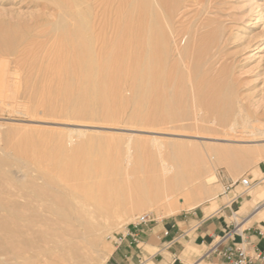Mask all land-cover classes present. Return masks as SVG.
Returning a JSON list of instances; mask_svg holds the SVG:
<instances>
[{"label": "rangeland", "instance_id": "1", "mask_svg": "<svg viewBox=\"0 0 264 264\" xmlns=\"http://www.w3.org/2000/svg\"><path fill=\"white\" fill-rule=\"evenodd\" d=\"M177 2L172 3L174 7L178 6L172 7V13H169L171 17L174 13L175 18L170 17L166 21L160 19L155 24L156 28L160 30L161 26V31L165 29L166 32L160 31L162 46L167 54L169 71L166 70L176 73L171 76L173 82L163 88L164 92L162 90L163 95L168 93L164 95L166 104L163 106L165 117L170 118H163V109L158 106L161 119L158 118L160 121L157 122L150 119L153 96H150L152 88L148 77L149 52L145 48L148 37L146 40L144 36H136L132 39L134 43L127 40L134 44V48L137 45L134 53L143 48L140 51L142 54L136 53L137 57L141 56L137 58L134 55L135 64L130 62L134 59L133 52L131 56L128 52L124 56L122 67L127 63L125 67L129 69L130 65L133 66L134 72L131 68H124L128 72L122 68V75L121 70L117 69L114 75L116 80L107 81V84L99 81V62L96 60L99 51L97 53V48L91 46L94 43L92 39L86 41L88 45H82V41L75 38L73 46H63L64 50L59 41L51 40L44 46L46 40L38 38V42L33 37V41L31 38L19 40L20 45L17 43L18 48L14 52H7L0 43V50L6 51V55L0 51V264H97L101 253L110 251L112 255L115 250L110 237L123 231L142 215L150 214L159 222L181 220L183 214L191 211L204 208L209 210L207 215H211L216 209L212 207L213 204L230 203L231 210L239 220L236 221L235 214L232 216L230 208H226L230 222L241 227L244 220L254 216L258 208L264 207V196L252 201L250 195L259 186L264 187V0ZM51 6L53 10L45 7L43 0H0V26L2 29L19 31L40 16L38 21H48L47 26L56 27L62 16L54 4ZM29 18L34 21L30 22ZM170 19L173 20L170 22ZM138 39V43H142H135ZM108 40L111 41L110 38ZM28 41L36 43L34 50L30 49L33 44ZM40 41H43L42 45ZM37 43L41 50L48 48L39 49L41 52L36 49V53L35 48L39 47ZM23 44L25 49L30 50H24ZM76 48L86 49L84 53L95 58L93 61L97 65L91 64L94 75L86 69L89 64H82L83 50ZM110 50L115 54L119 49ZM109 51L107 49L106 54L108 52L110 55ZM39 56L43 59L40 60ZM70 56L74 60L71 61ZM127 56L133 57L128 60ZM36 58L40 60L38 63L34 62ZM64 58L70 60L65 61ZM136 60L140 62L136 64ZM62 61L64 63L61 65ZM76 61L80 67H84L83 70ZM70 65L73 74L75 72L78 76L71 74ZM134 66L140 69V73ZM143 66H148L147 76ZM47 67L51 69H46L49 75L43 71ZM64 69H71V73ZM130 71L135 73V77ZM117 73L120 74L117 76ZM141 76L148 79L141 80ZM45 79H48L47 82ZM147 84L149 87H146ZM160 90L157 92L160 93ZM213 107L216 111H213ZM240 107L251 118L253 126L259 127L257 129L263 127L254 137L257 140L254 143L246 142L252 138L250 132L245 133V137H239V134L228 136L225 130L211 123L225 114L226 118L233 117ZM175 108L177 113L179 109L184 110H181L182 114L179 113L180 119L174 112ZM160 144L166 147V151L169 148L167 157L173 147H182L183 151L187 148L185 153L188 156L186 161L183 159L186 163L184 182H181L185 187L173 183L171 175L169 179L165 177L167 186H164V178L158 172L159 156L155 152V147H160ZM127 147H132L135 154L133 163L129 165L124 158ZM206 156L214 157L211 161L215 163L213 174L217 180L212 187L217 199L190 210L185 206L186 195L198 186V181L190 182L197 176L198 169L207 163ZM257 170L261 173L257 174ZM243 178L252 179L253 186L242 199L231 202L234 192L225 190L226 182ZM164 192L173 197L172 213L164 207ZM247 201L252 202V208L245 211L242 207ZM101 221H106L109 228L103 232L99 244L89 245L87 235ZM245 223L241 229L243 232L249 228L264 229L261 223ZM73 225L84 232H78ZM84 246L88 249L84 250Z\"/></svg>", "mask_w": 264, "mask_h": 264}, {"label": "bare ground", "instance_id": "2", "mask_svg": "<svg viewBox=\"0 0 264 264\" xmlns=\"http://www.w3.org/2000/svg\"><path fill=\"white\" fill-rule=\"evenodd\" d=\"M34 2V0H31ZM45 2V7L47 8H50L52 9V6L51 5H55L57 8H58V11L59 13L61 14V19L59 21V23L57 24L56 27H52V26H47V24H49L50 22L48 21H38V18L40 17H37V21L35 20V22L31 23V24H28L26 25L24 28H22L21 30H16V29H2L1 26H0V40H1V45L3 46L4 50L6 49L7 52H10V51H13L15 50V48L17 47L18 48V44L19 43L18 41L21 40V41H24V40H28L30 39L31 37L33 38H37L36 40H38V38L40 40H46V41H42L44 43V46H45V43L48 44V41H51V40H56V41H59L61 46H62V49L64 50V47L63 46H69V45H72L73 46V40L75 38L77 39H80L82 42L81 44L82 45H88L87 44V40L91 41L90 39H92V41H94V43L91 44V42L89 44H91L92 47L94 48H97V53L99 51V56H97L98 58H96V60H98L99 64H98V70L100 72V80H102V83L103 82H107V81H115V77L114 75H116V70L118 69L119 71L123 68L122 65H123V62H124V56L125 54L128 52V54L131 56V53L136 50H134L135 48H138L137 45L136 47L134 48V44H132L131 42H133V38L136 37V36H144L143 38L148 39V42L145 41L143 43H146L145 45V48L148 50V54H149V60L147 59L148 62H150V66H149V82L151 84V93H150V96L152 95L153 96V100L151 101L152 102V109L150 110V119H151V122H157V120H159L158 118H160L158 115H159V112H158V106H161V108L163 109V112H162V109L161 110V114L164 115L163 118H170V117H165V111H164V107L163 106L165 103V99H164V95L167 93L165 92V94L163 95L162 93V90L164 87L167 86V84H169L171 81H172V77L171 76H175V72L171 71L170 72H167L166 69H168V65H167V59H166V55H165V52H166V49L163 48L162 46V34L161 32L163 31V33H166L164 32V30L161 31L162 27H160V30L158 28H156L157 26H155L156 22H158L160 19H167V18H170L171 17V8L174 9L175 7H177L178 5H176L175 7L172 5V3L174 1L177 2V0H43ZM173 1V2H172ZM59 4L57 5L56 4ZM172 2V3H171ZM31 3V2H30ZM42 5V4H41ZM46 9V8H44ZM53 10V9H52ZM171 10V11H170ZM177 9H175L174 11H176ZM57 11V12H58ZM179 11V9L177 10ZM171 12V13H170ZM44 13V12H43ZM170 13V14H169ZM174 14V13H173ZM172 14V17H174V15ZM176 14V13H175ZM179 14V12H178ZM43 15V14H42ZM41 15V16H42ZM53 15V14H52ZM51 15V17H52ZM169 16V17H168ZM34 17V16H33ZM44 18V17H43ZM175 18V17H174ZM173 18V19H174ZM35 19V18H33ZM172 19V20H173ZM30 22L31 21H34V20H31L29 18ZM170 19V22L172 21ZM22 21V20H21ZM27 21H28V18H27ZM161 21V20H160ZM166 21V20H165ZM165 21L163 23H165ZM169 21V20H168ZM19 22V21H18ZM23 22V21H22ZM162 23V26L164 27V24ZM161 24V22H159V25ZM166 24V23H165ZM6 25V24H5ZM4 25V26H5ZM166 26V25H165ZM168 26V25H167ZM161 31V32H160ZM164 35V34H163ZM166 36V34H165ZM31 38V40L33 39ZM42 38H45V39H42ZM106 38H110L111 41H109L108 39ZM138 38H141V37H138ZM34 39V40H35ZM143 39V40H144ZM146 39V40H147ZM164 36H163V41L165 42L164 40ZM107 40L109 43H107ZM129 40H131V42H128ZM33 41V40H32ZM79 41V40H78ZM135 41V40H134ZM139 39L135 41V43H138ZM29 42V41H28ZM39 42V40H38ZM40 41V45H42V43ZM76 42V41H75ZM163 42V43H164ZM31 43V42H29ZM52 43V42H51ZM55 43V42H54ZM134 43V42H133ZM139 43H142V42H139ZM138 43V44H139ZM33 44V46L30 47V49H33L34 50V42L31 43V45ZM38 44V43H37ZM58 44V43H57ZM20 45V43H19ZM26 46L28 44H25ZM50 45V44H49ZM55 45V44H54ZM164 45V44H163ZM24 46V44H23ZM36 46H39L36 45ZM43 46V47H44ZM47 46V45H46ZM51 46V45H50ZM59 46V45H58ZM71 46V47H72ZM29 47V46H27ZM40 47V46H39ZM35 48V51L36 49H40L41 50V47L40 48ZM42 47V48H43ZM52 47V46H51ZM66 47V49L68 50V48ZM80 47V46H79ZM82 47V46H81ZM26 47L24 46V50L28 51L30 49H25ZM48 47H45L44 49H46ZM55 48V47H54ZM85 48V47H84ZM87 48V47H86ZM113 48H118L119 50L117 51V53L115 54H112V51L110 49H113ZM20 49V48H19ZM42 49V50H44ZM60 49V48H59ZM65 49V50H66ZM77 49V48H76ZM90 49V48H89ZM109 51L110 55L106 54V51ZM143 48L141 47V50ZM2 50V48H1ZM0 50V51H1ZM37 50V51H38ZM39 50V51H40ZM41 50V51H42ZM50 50V49H48ZM47 50V52H48ZM70 50V49H69ZM78 51L80 50H83V49H77ZM86 50V49H85ZM85 50H83V53L82 54H85L83 55V58H82V64L84 66V63L85 64H89V68H86L92 72L93 75H94V71H93V66H91V64L95 63L93 60L95 58H93V56L89 55L88 53H84ZM117 50V49H116ZM122 50V51H121ZM140 50V51H141ZM146 50V51H147ZM168 53H169V49H167ZM6 51H1L2 53L4 52V55ZM21 51V50H20ZM34 51V53H35ZM36 51V53H37ZM40 51V52H41ZM92 52V50H90ZM95 52V50H93ZM139 51V52H140ZM144 51V50H143ZM14 52V51H13ZM18 52V51H17ZM32 52V50H31ZM39 52V53H40ZM52 55L54 53V51L52 50ZM58 52V50H57ZM65 52V51H64ZM63 52V54H64ZM122 52V53H121ZM139 52H135L134 54H132L133 56L137 55L136 53H139ZM38 53V54H39ZM44 53V52H42ZM41 53V55H42ZM45 53H46V50H45ZM60 53V52H59ZM68 53V52H67ZM81 53V52H80ZM114 53V52H113ZM121 53V54H120ZM142 54V52H140ZM146 53V52H145ZM144 53V54H145ZM8 54V53H7ZM10 54V53H9ZM8 54V55H9ZM17 54V53H16ZM27 54H29L27 52ZM48 54V53H47ZM47 54L45 56H47ZM55 54V53H54ZM96 54V53H94ZM112 54V55H111ZM18 56L20 55V52L19 54H17ZM16 55V56H17ZM30 55V54H29ZM35 55V54H34ZM58 55V54H57ZM56 55V56H57ZM70 55V53H69ZM73 56V54H71ZM81 55V54H80ZM78 55V56H80ZM139 55V54H138ZM13 56V54H12ZM22 56V54H21ZM21 56L19 58H21ZM44 56V54H43ZM49 56V55H48ZM47 56V57H48ZM54 56L53 55V59H54ZM62 56V55H61ZM68 56V55H67ZM71 57V61L74 60L73 57ZM132 56V57H133ZM133 57L134 61H130V62H133L135 64V59L136 57ZM141 56V55H139ZM138 56V57H139ZM144 56V55H143ZM142 56V57H143ZM170 56V55H169ZM168 56V57H169ZM36 57V56H34ZM51 57V56H50ZM49 57V59H50ZM59 57V56H58ZM63 57V56H62ZM66 57V56H65ZM128 57V60H131L130 58L132 57ZM137 57V58H138ZM141 57V58H142ZM7 58V57H6ZM17 58V57H16ZM15 58V59H16ZM27 58L28 55H27ZM32 58H33V55H32ZM40 59V56L38 57ZM36 58V63H38L41 59H43V57L41 56V59L38 61ZM57 58V57H56ZM68 58V57H67ZM65 59L66 60H70V59ZM74 58H75V55H74ZM139 58V60L141 59ZM145 58V57H144ZM23 58H21L22 60ZM35 59V58H34ZM45 59V58H44ZM6 60V59H5ZM19 60V61H21ZM32 60V59H30ZM51 60V59H50ZM57 60V59H56ZM61 60V59H60ZM126 62L128 61L127 58H125ZM143 60V58H142ZM141 60V62H142ZM23 61V60H22ZM28 61V60H26ZM38 61V62H37ZM45 61V60H44ZM47 61V60H46ZM45 61V62H46ZM49 61V60H48ZM53 61V60H52ZM79 62V60H77ZM76 61V62H77ZM80 61H81V58H80ZM31 62V61H30ZM34 62H32L31 64H35ZM69 62V61H67ZM66 64H71V62L67 63ZM75 62V61H74ZM73 62V63H74ZM77 62V64H78ZM137 60H136V64H137ZM140 62V61H139ZM138 62V63H139ZM144 62V61H143ZM147 62V63H148ZM27 63V62H26ZM42 63V61H41ZM44 63V62H43ZM48 63V62H46ZM45 63V64H46ZM52 65L54 62H51ZM61 65L62 63H64L63 61L60 62ZM129 63V61H128ZM133 63H131L133 65ZM30 64V63H28ZM30 64V65H31ZM55 64V63H54ZM57 64V63H56ZM77 64L74 63V66H77ZM79 64L81 65V62H79ZM78 64V65H79ZM96 64V63H95ZM127 63H124V68L128 69V67H125ZM130 64V63H129ZM171 64V63H170ZM44 65V64H43ZM60 65V64H59ZM60 65V67H61ZM64 65V64H63ZM79 65V67H80ZM97 65V64H96ZM140 65V64H138ZM136 65V66H138ZM148 65V64H146ZM176 65V64H174ZM173 65V67H174ZM36 66H38L36 64ZM35 66V67H36ZM39 66H41V64L39 63ZM45 66H48V65H45ZM44 66V67H45ZM72 68V71L71 69H67L69 70L68 72H70L71 74H73V67L72 65H70ZM128 66V65H127ZM131 66V65H130ZM129 66V69L132 70V67ZM171 66V65H170ZM32 67V65H31ZM43 67V66H42ZM57 67H58V64H57ZM67 66H65L66 68ZM78 67V68H79ZM82 67V66H81ZM80 67V68H81ZM88 67V66H87ZM148 66H146V68L143 66V68H145V71H144V74L147 73L148 70L147 69ZM19 68V67H18ZM30 68V66H29ZM40 69V67H38ZM56 68V67H55ZM64 68V67H63ZM69 68V65L68 67ZM79 68V69H80ZM84 67H82V70H83ZM123 68V70H124ZM134 68H136L134 66ZM139 68V66H138ZM136 68V69H138ZM176 68V67H174ZM33 69V68H32ZM31 69V70H32ZM46 69H49L51 70L50 68H45L43 69V71H46ZM62 69V67H61ZM61 69H59L61 71ZM75 69H77L75 67ZM74 69V71H75ZM126 69L124 71H126ZM128 69V70H129ZM136 69L135 70V73H140V69L137 70L136 72ZM35 71V68L33 69ZM32 70V71H33ZM38 70V69H37ZM36 70V71H37ZM42 71V68L40 69ZM38 70V71H40ZM67 70L64 69V71L67 72ZM128 70L126 72H128ZM17 71V70H15ZM28 71V70H27ZM77 71V70H76ZM79 71V70H78ZM97 71V69H96ZM118 71V72H119ZM133 71V70H132ZM169 71V69H168ZM175 71V70H174ZM21 72V71H19ZM48 73V70L46 71ZM45 72V73H46ZM56 72H58L56 70ZM63 73V71H61ZM81 72V70L79 71ZM85 72V71H84ZM134 72V71H133ZM178 72V71H177ZM28 73V72H26ZM41 73V72H40ZM123 73V71L121 70V74ZM132 72L130 71V74ZM134 73V74H135ZM170 73V74H169ZM174 73V75H173ZM23 74V73H22ZM53 74V73H52ZM55 74V73H54ZM71 74L69 76H71ZM74 74L77 75V73L74 72ZM73 74V76H74ZM81 74V73H80ZM97 74V73H96ZM95 74V75H96ZM118 74L120 73H117V76ZM124 74V73H123ZM122 74V75H123ZM133 74V73H132ZM133 74V75H134ZM172 74V75H171ZM20 75V74H19ZM36 75V74H35ZM34 75V76H35ZM38 75V74H37ZM44 75V74H43ZM47 75V74H46ZM49 75V73H48ZM58 75V74H57ZM120 75V76H122ZM137 76H139V74H136ZM142 75V74H141ZM146 75V74H145ZM191 75V74H190ZM18 76V75H17ZM33 76V77H34ZM40 76V74H39ZM67 76V75H66ZM78 76V75H77ZM81 76V75H80ZM79 76V77H80ZM84 76V74H83ZM82 76V77H83ZM131 76V75H130ZM144 76V75H143ZM147 76V75H146ZM140 77L141 80L142 78H144L146 80V77ZM87 77V75H86ZM95 77V76H94ZM135 77V75H134ZM181 77H182V74H181ZM24 78L26 79V77L24 76ZM29 78V77H28ZM35 78V77H34ZM34 78L32 80H34ZM39 78V77H38ZM48 78V76H47ZM72 78V77H71ZM91 78V77H90ZM89 78V80H90ZM127 78V77H126ZM138 78V77H137ZM174 78V77H173ZM190 78V77H189ZM51 79V77H50ZM65 79V78H64ZM69 79V78H68ZM80 80V78H77ZM86 79V78H84ZM88 79V78H87ZM93 79V78H92ZM91 79V80H92ZM97 79V78H96ZM115 79V80H114ZM148 79V78H147ZM181 79V78H180ZM179 79V80H180ZM17 80V79H16ZM40 80V79H39ZM46 80V79H45ZM48 80V79H47ZM46 80V82H47ZM94 80V79H93ZM85 81V80H83ZM112 81V82H113ZM91 84V81H88L87 83ZM173 82V81H172ZM96 83V82H95ZM101 83V82H100ZM101 83V84H102ZM109 83V82H107ZM106 83V84H107ZM144 83H147L146 81H144ZM181 83V81H180ZM100 84V85H101ZM149 84V83H148ZM147 84L146 87H149ZM175 85V83H174ZM177 85V84H176ZM170 86V85H168ZM172 86V84H171ZM161 89V90H160ZM161 91L160 93L157 92V91ZM167 90H169V88L167 87ZM166 91V89H165ZM149 92V91H148ZM164 92V90H163ZM168 94V93H167ZM177 94V93H176ZM175 95V94H174ZM226 95V94H225ZM166 96V95H165ZM169 97V96H168ZM167 97V98H168ZM179 97V96H178ZM174 98V97H173ZM180 98V97H179ZM220 98V97H219ZM228 98V97H227ZM150 100V99H149ZM169 100V99H167ZM215 100V99H214ZM226 100V99H225ZM171 101V100H170ZM180 101V100H179ZM222 101V100H221ZM151 102L149 101V103L151 104ZM169 102V101H168ZM172 102V101H171ZM151 107V105H150ZM175 107V106H174ZM215 107V106H214ZM212 108L213 111L215 108ZM166 109V108H165ZM174 109V108H173ZM176 109V108H175ZM170 110V109H169ZM172 110V108H171ZM183 110V109H181ZM181 110L179 109L178 111H180L179 113H181ZM184 111V110H183ZM216 111V109H215ZM220 111V109H219ZM172 112V111H170ZM174 112H176L175 114L177 115V117L179 116V113H177V109L176 111L174 110ZM187 112V111H186ZM171 114V113H170ZM174 114V113H173ZM182 114V113H181ZM183 114H185L184 116H186V113L184 112ZM168 115V114H167ZM175 115V116H176ZM226 115V114H225ZM225 115H223L220 119H218L216 117L215 120H212L211 123L214 124L215 126L225 130L226 134L228 136L232 135V134H239V137H245V133H248L250 132L251 133V139L247 141L246 140H238V142H256V138H254L258 133L261 132V128L263 127H260V129H257L259 127H255L252 125L253 121L251 120V118L245 114L244 110L240 107L239 108V112L238 113H235V115L231 118L229 117H225ZM170 116V115H168ZM174 116V115H173ZM179 118V117H178ZM161 119V118H160ZM180 119V118H179ZM167 120V119H166ZM160 121V120H159ZM204 122V121H203ZM260 122V121H259ZM262 123V121L260 122ZM264 126V125H263ZM227 132H231V133H227ZM249 135V134H247ZM247 138V137H246ZM244 139V138H243ZM228 141V140H227ZM229 141H233V140H229ZM156 142V141H155ZM156 148V151L158 153V158H159V161H158V164H159V173L161 174V177L164 178V186H167V179H165V177H168V179L170 178V175L172 176V182L175 183V184H180V187L184 186L185 185L183 183H181L183 181V174H184V171L186 169V167L184 168V165L186 164L185 162H183V159L184 161H186V155L187 153H185V151H188L185 149V151H183V148L182 147H173L172 149H170L169 153H171L169 155V157L166 156V153L168 151L169 148H167V151H166V147H164L163 144H160V147H155ZM137 149V147H136ZM154 149V148H153ZM192 149V148H191ZM155 150V149H154ZM190 152V151H189ZM191 152H194V151H191ZM196 152V151H195ZM125 153V152H124ZM191 154V153H190ZM120 155V154H118ZM138 156V154H136ZM140 157V156H139ZM138 157V158H139ZM191 157V155H190ZM194 156H192L191 158H193ZM207 157V156H206ZM124 158L126 159V163L129 165V164H132L133 163V160L135 159V154L132 150V147H127L126 148V154L124 156ZM214 157H207L208 161L207 163L202 166V168H199L198 171L196 172L197 173V176H195L193 178V180L190 182V183H193V182H199L198 186L196 188L193 189V191L191 192H188L186 197H187V201L185 203V206L187 207V209H196L200 206H202L205 202L207 201H211V200H215L217 199V196L215 195V190L214 188L212 187V185L214 183H216L215 180H217L213 174V170H214V167H215V163L211 161V159H213ZM137 159V158H136ZM140 159V158H139ZM190 159V158H189ZM141 160V159H140ZM141 162V161H139ZM138 163V162H137ZM138 164H141V163H138ZM257 174L261 173L260 170H257L256 171ZM170 181V180H169ZM184 182V181H183ZM142 186V185H141ZM179 187V188H180ZM149 188V187H148ZM182 189V188H180ZM41 190V188H40ZM140 190V189H139ZM148 190V189H147ZM150 190V189H149ZM141 191V190H140ZM43 193V191H42ZM164 194H166L164 192ZM225 194V193H224ZM253 198L252 201H256L258 197L260 196H264V187H261L259 186V188H257L256 190H254L253 192H251L250 194ZM57 199V198H56ZM173 197H170L169 196V193H167L165 196H164V207H166V209H169V212L172 213L173 212V205H174V201L172 200ZM228 199V198H227ZM59 200V199H58ZM229 200V199H228ZM55 201V200H54ZM65 203V202H63ZM151 203V201H150ZM252 202H245L244 203V206L242 207L245 211L247 210H250L252 208ZM62 204V203H61ZM66 204V203H65ZM64 204V205H65ZM144 204V203H143ZM47 207V206H46ZM213 208H216L214 209V211H212L214 213H216L218 211V204H213L212 206ZM14 208V207H13ZM26 208V207H25ZM50 208V207H49ZM182 208H184V206L182 205ZM241 208V209H242ZM44 209V208H43ZM48 210V209H47ZM51 210V209H50ZM206 212H209V210L207 211V209L205 210ZM204 211V212H205ZM21 212V211H20ZM60 212V211H58ZM168 212V211H167ZM208 214V213H206ZM235 214V220L236 221H239L238 220V216L236 215V213L234 212ZM27 215V214H26ZM49 215V214H48ZM82 215V213L80 214ZM210 215V214H209ZM41 216V214H40ZM39 216V217H40ZM167 216V215H165ZM38 217V218H39ZM44 217V216H43ZM51 217V216H50ZM81 217V216H80ZM251 217V216H250ZM248 218L246 220L243 221V225L241 226V229L244 227V225L246 224L245 222H250V223H254V222H257V223H261L262 225H264V207L263 208H258L254 214V216H252L251 218ZM46 218V216L44 217ZM55 219V218H53ZM30 220V219H29ZM38 220V219H37ZM90 220H94V219H90ZM45 221V220H42V222ZM58 221V220H57ZM86 221V220H85ZM46 222V221H45ZM52 222V221H51ZM55 222V221H54ZM53 222V223H54ZM106 221H101V223L95 227V228H92L89 229L91 230L89 235H87V238H88V241H89V245L90 244H94V243H100V241L102 240V237H103V232L105 230H108V225H106L105 223ZM13 223V222H12ZM87 223V222H86ZM44 224V223H42ZM64 224H62L63 226ZM86 225V224H85ZM88 225V224H87ZM86 225V226H87ZM97 225V224H96ZM241 225V224H240ZM13 226V225H12ZM58 226V224H57ZM74 228L78 229L80 231H83L82 228L80 229L79 227H75V225H73ZM40 227V226H39ZM65 227H67L65 225ZM88 227V226H87ZM32 228V226H31ZM37 228V227H36ZM41 228V227H40ZM63 229V227H62ZM66 229V228H65ZM72 229V227H71ZM70 229V231H71ZM23 230V229H22ZM69 230V229H68ZM94 232V233H93ZM7 233V232H6ZM48 233V232H47ZM71 233L74 234V232L71 231ZM76 233V232H75ZM108 233V232H107ZM241 233H243V231H241ZM38 233L36 232V235ZM60 234V233H59ZM62 234V233H61ZM70 234V233H69ZM9 235V234H8ZM27 235V234H26ZM35 235V236H36ZM54 235V234H52ZM56 235V234H55ZM72 236V234H70ZM76 235V234H75ZM34 236V237H35ZM40 236V235H38ZM57 236V235H56ZM9 237V236H8ZM19 237V236H18ZM54 237V236H53ZM69 237V236H68ZM36 238V237H35ZM73 238V237H72ZM17 239V237H16ZM20 239V238H19ZM18 239V240H19ZM54 239H57V238H54ZM53 240V239H52ZM60 240V239H59ZM58 240V241H59ZM65 241V239H63ZM85 240V238L83 239ZM9 241V240H8ZM68 241V240H67ZM71 241V240H70ZM12 242V241H11ZM63 242V241H62ZM76 242V241H75ZM85 242V241H84ZM10 243V242H9ZM48 243V242H47ZM59 243V242H58ZM77 243V242H76ZM1 244V243H0ZM19 244V243H18ZM45 244V243H44ZM72 244V243H71ZM83 244V243H82ZM10 245V244H9ZM23 245V244H22ZM43 245V244H42ZM78 245H81L78 243ZM78 245H77V248H78ZM13 246V244H12ZM35 246V245H34ZM52 246V245H51ZM57 246V245H56ZM83 246V245H82ZM81 246V247H82ZM20 248V247H19ZM24 248V247H23ZM59 248V247H58ZM76 248V249H77ZM16 249V248H15ZM14 249V250H15ZM67 249V247H66ZM81 249V248H79ZM83 249H88V247H83ZM26 250V249H25ZM59 250H57L58 252ZM83 251V250H82ZM84 252V251H83ZM60 253V252H59ZM58 253V254H59ZM73 253V252H72ZM71 253V254H72ZM81 254H83L81 251H80ZM74 255V253H73ZM77 255V253H76ZM84 255V254H83ZM111 255V252L108 251L107 253H101L98 257V260H97V264H104L107 259L109 258V256ZM69 256V255H68ZM85 257V256H84Z\"/></svg>", "mask_w": 264, "mask_h": 264}, {"label": "crops", "instance_id": "3", "mask_svg": "<svg viewBox=\"0 0 264 264\" xmlns=\"http://www.w3.org/2000/svg\"><path fill=\"white\" fill-rule=\"evenodd\" d=\"M224 206L218 202V212L211 215L200 208L181 220L130 224L125 228L130 235L104 264H231L224 253L234 245L246 247L254 264H264V229L235 232Z\"/></svg>", "mask_w": 264, "mask_h": 264}, {"label": "built area", "instance_id": "4", "mask_svg": "<svg viewBox=\"0 0 264 264\" xmlns=\"http://www.w3.org/2000/svg\"><path fill=\"white\" fill-rule=\"evenodd\" d=\"M253 182L252 179L243 178L238 181H230L226 182L225 190L229 191V193L234 192L233 198L231 202H236L239 199H242L248 191L252 188ZM239 189V191H237ZM230 203L225 204L224 208H230ZM231 215L234 216V211L231 210ZM155 221V218H152L150 214H145L137 218L136 222H132L131 225H133L135 228L141 226V225H147L151 222ZM233 229L235 232L241 233V227L237 225H233ZM130 235V233H127V231L124 229L123 231H119L113 234L112 237H110L111 242L115 247H120L126 240V238ZM133 238V241L135 243H138L137 236L131 235ZM225 256L228 258V260L231 262V264H254L253 259L250 257L248 253V249L246 247H237L234 245L233 247H230L227 249V251L224 253Z\"/></svg>", "mask_w": 264, "mask_h": 264}]
</instances>
